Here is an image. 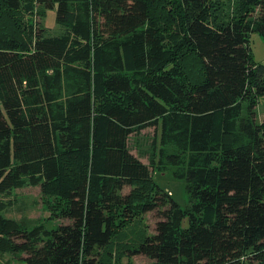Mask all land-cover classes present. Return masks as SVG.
<instances>
[{
  "label": "trees",
  "instance_id": "trees-1",
  "mask_svg": "<svg viewBox=\"0 0 264 264\" xmlns=\"http://www.w3.org/2000/svg\"><path fill=\"white\" fill-rule=\"evenodd\" d=\"M55 8L59 33L36 20ZM253 33L264 40V0H0V258L264 264ZM153 126L145 164L130 138ZM169 167L186 208L154 179ZM38 185L48 223L5 217ZM151 212L154 234L131 243Z\"/></svg>",
  "mask_w": 264,
  "mask_h": 264
},
{
  "label": "rangeland",
  "instance_id": "rangeland-1",
  "mask_svg": "<svg viewBox=\"0 0 264 264\" xmlns=\"http://www.w3.org/2000/svg\"><path fill=\"white\" fill-rule=\"evenodd\" d=\"M56 13V8L49 10L46 18H37L36 20L48 28L49 31L59 33L60 26L56 22ZM250 40L255 61L264 64L263 38L259 34L253 33ZM255 120L257 123L264 122V98L260 99L256 108ZM158 141L159 132L156 126H153L140 131L138 134L135 133L130 138V148L133 154L139 157L145 164H148L150 157L154 153L152 150L153 144L154 142L158 144ZM173 170L171 167L164 171L156 170L154 171V179L161 188L170 194L174 201L179 203L182 208H186L190 203V197L186 190V182L185 180L176 178ZM128 191L129 189L127 188L124 193H128ZM11 198L14 204L3 213L5 217L29 223L30 226H34L42 221L48 223L51 216V212L49 211L50 201H46L43 198L41 185L15 190ZM51 222L56 223L57 221L51 220ZM157 222V212L148 213L135 222L133 226L127 228L126 237L131 243H137L145 236L154 234ZM125 239L123 238L121 241H125ZM125 255L124 264H153V261L144 255L132 254L130 252H127ZM23 257L25 256L7 254L0 258V264H26L22 260Z\"/></svg>",
  "mask_w": 264,
  "mask_h": 264
}]
</instances>
